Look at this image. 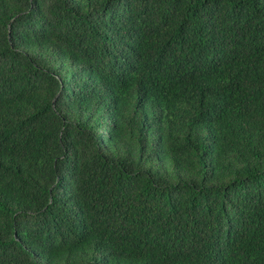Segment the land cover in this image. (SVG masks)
Wrapping results in <instances>:
<instances>
[{"label": "trees", "instance_id": "obj_1", "mask_svg": "<svg viewBox=\"0 0 264 264\" xmlns=\"http://www.w3.org/2000/svg\"><path fill=\"white\" fill-rule=\"evenodd\" d=\"M0 264H264V0H0Z\"/></svg>", "mask_w": 264, "mask_h": 264}]
</instances>
